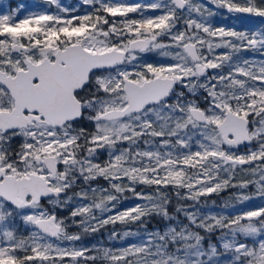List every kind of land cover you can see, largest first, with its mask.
I'll use <instances>...</instances> for the list:
<instances>
[{"label":"snow or ice","instance_id":"6c2138e0","mask_svg":"<svg viewBox=\"0 0 264 264\" xmlns=\"http://www.w3.org/2000/svg\"><path fill=\"white\" fill-rule=\"evenodd\" d=\"M43 4L0 5V264H264V0Z\"/></svg>","mask_w":264,"mask_h":264},{"label":"rangeland","instance_id":"374dc122","mask_svg":"<svg viewBox=\"0 0 264 264\" xmlns=\"http://www.w3.org/2000/svg\"><path fill=\"white\" fill-rule=\"evenodd\" d=\"M61 2L69 8L75 7L78 12H85V11L89 10L87 6H81L82 0H61ZM14 3L24 5L25 6V14H27L29 11H32V10H44L46 7L43 4V0H14ZM7 4H8V0H0V5L4 6L5 11L7 10ZM218 22L228 23L227 21H218ZM246 55H250V54H246ZM101 183H104V182L101 181ZM230 191H234V190H230ZM126 195L129 197V199L124 202L125 205H131L133 203H137L136 200L131 198V193H126ZM226 196H227V193L221 194V196H219V197H217L215 195L213 197H209L208 198L209 201L215 200L216 204H215V206H212L211 204H209L205 208V211H208V210H211L214 212L220 211L221 205H222L223 200ZM254 203H259V201H255ZM154 226H156V225H154ZM97 240H100L101 243H106L107 242V232H104L102 235L97 234L96 236L85 237V242L89 243V244H95L97 242Z\"/></svg>","mask_w":264,"mask_h":264},{"label":"trees","instance_id":"16d2710c","mask_svg":"<svg viewBox=\"0 0 264 264\" xmlns=\"http://www.w3.org/2000/svg\"><path fill=\"white\" fill-rule=\"evenodd\" d=\"M154 225H155V224H154ZM154 225H153V226H154Z\"/></svg>","mask_w":264,"mask_h":264}]
</instances>
